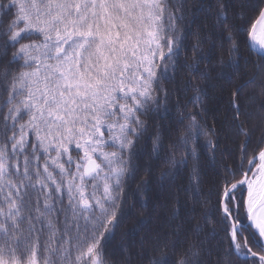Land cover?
Returning a JSON list of instances; mask_svg holds the SVG:
<instances>
[{
    "label": "snow or ice",
    "instance_id": "1",
    "mask_svg": "<svg viewBox=\"0 0 264 264\" xmlns=\"http://www.w3.org/2000/svg\"><path fill=\"white\" fill-rule=\"evenodd\" d=\"M145 260L264 264V0H0V264Z\"/></svg>",
    "mask_w": 264,
    "mask_h": 264
},
{
    "label": "trees",
    "instance_id": "2",
    "mask_svg": "<svg viewBox=\"0 0 264 264\" xmlns=\"http://www.w3.org/2000/svg\"><path fill=\"white\" fill-rule=\"evenodd\" d=\"M195 2H198V0H189L190 4L195 3ZM245 55H246V53H245ZM244 72L252 74V73L256 72V68L251 63L245 64L244 60H241L240 73H239V75L234 76L233 78L237 82H240L241 78L246 79V77L243 76ZM226 103H227V93L222 92L219 86H217V88H215V89H211V88L209 89V98L207 100V104L209 106V112L207 114V119H208L209 123L212 122L214 114L215 115H222ZM191 107H192V105H189V109H191ZM134 223H135V219L129 220L124 225H122L121 228L117 231L116 240L120 241L122 233H128L125 236L123 243L125 245L131 244L132 249L135 252L137 249L140 248V240L145 235V232L148 231V229H145L142 232L133 234L129 231V229H131V227ZM155 226H156V222L153 221V223L148 225V228L154 229ZM144 247L147 250L148 256L153 255V253L150 250V242L149 241H145ZM145 264H146V260H145ZM241 264H242V261H241Z\"/></svg>",
    "mask_w": 264,
    "mask_h": 264
}]
</instances>
